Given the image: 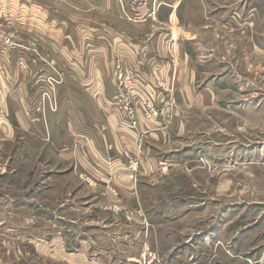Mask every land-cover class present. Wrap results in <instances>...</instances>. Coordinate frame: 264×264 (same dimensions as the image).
I'll return each mask as SVG.
<instances>
[{
  "label": "rangeland",
  "instance_id": "1",
  "mask_svg": "<svg viewBox=\"0 0 264 264\" xmlns=\"http://www.w3.org/2000/svg\"><path fill=\"white\" fill-rule=\"evenodd\" d=\"M41 1L57 2L49 12H57L69 30L78 24L88 48V28L106 33V47L124 44L121 18L138 23L140 48L155 41L172 66L186 63L203 75L206 65L208 80L221 82L213 83L216 97L204 108L193 100L182 103L176 79L164 81L155 69L157 104L148 108L143 98L147 104L137 110L155 119L157 131L175 129L176 118L191 121L195 134L185 135L182 126L184 137L174 145L206 146L192 153V164L168 166L169 156L162 154L156 177L142 185L138 162L131 179V160L135 201L119 200L114 178L104 189L73 172L50 149L49 137L46 143L34 137L0 141V264H264V0H123V7L118 0L119 15L111 11L115 0ZM92 21L99 24L88 25ZM9 31L16 39L19 32ZM37 40L30 36L28 44ZM174 49L192 57L180 60ZM32 53L36 57L24 58L26 67H37L32 73L39 65L41 75L57 73V57ZM48 114L42 120L47 126ZM199 132L204 134L194 138Z\"/></svg>",
  "mask_w": 264,
  "mask_h": 264
},
{
  "label": "crops",
  "instance_id": "2",
  "mask_svg": "<svg viewBox=\"0 0 264 264\" xmlns=\"http://www.w3.org/2000/svg\"><path fill=\"white\" fill-rule=\"evenodd\" d=\"M75 2L77 5L78 1ZM117 2L115 0V5ZM56 3L48 5L41 0H0V84L4 89V94L0 97V141L8 143L19 137H34L46 143L49 137L48 143L53 147L50 149L55 154L58 153L62 161L66 160L73 172L85 174L94 185L104 189L110 177L114 178L112 184L120 193L119 200H138L137 192H131L132 184L127 174L131 160L140 165L139 178L142 185V180L156 177L159 165L164 162L160 158L162 154L169 156L165 161L168 166L177 162L192 164V153H201L206 145L194 142L185 148L174 145L178 138L184 137L180 136L185 132L182 126L187 127L185 135L195 134L196 131L191 121L188 125L187 121H178L179 118H176L175 129L170 132L157 131L154 127L157 124L155 119L145 118L140 109L137 110L138 124L135 128L132 127L122 109L128 92L117 85L118 67L125 73L136 76L133 94L148 100L150 107L157 104L161 94L157 91L155 69L160 71V77L164 81L176 79L182 103L192 104L193 100L199 107L204 108L210 96L216 97L213 83L216 82V85L221 81H218L219 77L208 80L205 76L208 67L206 65L201 66L205 77L198 68L192 69L186 63L173 67L167 50L155 47V41L148 48H140L136 42L140 36L135 30L138 23L128 24L121 18L114 17L122 26L118 36L124 44L106 47V33L87 26V35L93 42L89 44L92 48H88L84 38L86 36L78 32V24L75 29L69 30L66 22L57 17V12H53L54 15L49 12L59 7ZM117 5L113 7L110 4L111 11L119 15L116 8L121 11V7L120 4ZM129 7L131 8L130 5ZM91 24L99 23H88ZM128 28L134 32H129ZM9 30L19 32L15 34L13 48L4 44L6 38L12 34ZM30 36L37 37L36 44H28ZM95 41L103 42L99 44ZM128 41L135 44L128 45ZM32 52L39 56L57 57L61 66L58 70L65 77L64 86L59 88V112L50 113L48 126L46 123L42 124V120L45 122L49 114L44 119L38 112L42 89L40 80L45 74H40V65L38 73H32L37 67L31 62L26 67L24 59L25 56L29 59V55L36 57ZM173 53L180 60L183 57L187 60L189 55L192 57L185 50L174 49ZM162 122L160 120L159 123ZM172 134L176 137L174 140L170 138ZM203 134L199 132L196 134L198 137L194 138ZM214 145L216 148L222 146L221 143ZM169 148L171 149L168 151ZM2 177L7 178L6 174H2ZM104 195L107 202L111 201L106 193Z\"/></svg>",
  "mask_w": 264,
  "mask_h": 264
},
{
  "label": "built area",
  "instance_id": "3",
  "mask_svg": "<svg viewBox=\"0 0 264 264\" xmlns=\"http://www.w3.org/2000/svg\"><path fill=\"white\" fill-rule=\"evenodd\" d=\"M123 7V0H119ZM15 37L13 34H10L4 44L8 48H13L15 46L14 44ZM118 72H117V85L121 90H127V94L124 99L123 103V110L127 114V118L130 120V123L132 126H137V108L135 105H141L144 107V105L147 104V102L143 101L142 97H135L133 92H135L134 87L136 84V76L133 75L132 73L128 74L125 73L124 70L121 67H118ZM42 84V89L40 92V104L38 108V112L42 115V117L45 119L47 113L51 114H57L60 109L59 105V97H58V91L61 85L64 83V78L63 75L57 70V73H50V74H45L44 76H41L40 80ZM4 94V89L2 88L0 84V97H2ZM132 97L133 98L132 100ZM137 100L136 101H134ZM135 103V104H134ZM147 107L149 108L150 105L149 103L147 104ZM132 163V162H131ZM130 163V164H131ZM133 170L131 168V179H134V173L136 172V166L138 163L135 161V163L132 164ZM124 209L123 211L127 212L125 213L127 218H130L133 216L132 212L127 210L126 208H121ZM126 209V210H125ZM118 212H122V210H117ZM132 215H131V214Z\"/></svg>",
  "mask_w": 264,
  "mask_h": 264
}]
</instances>
